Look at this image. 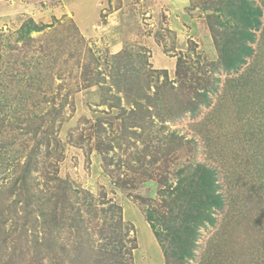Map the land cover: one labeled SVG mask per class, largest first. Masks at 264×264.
<instances>
[{"label": "rangeland", "instance_id": "rangeland-1", "mask_svg": "<svg viewBox=\"0 0 264 264\" xmlns=\"http://www.w3.org/2000/svg\"><path fill=\"white\" fill-rule=\"evenodd\" d=\"M225 1L0 0V147L12 135L26 133L29 146L35 131L39 137L52 131L55 153L46 161L56 163L55 175L69 181L80 202L86 190L99 210L119 204L131 225L121 233L129 251L115 264H167L145 212L169 213V192L189 176L198 178L197 165L211 170L210 187L222 204L207 209L212 222L173 220L176 232L179 223L194 232L183 264H264V0H250L261 9L259 29L247 42L251 54L227 71L218 46L230 29L215 20L227 19L215 9ZM28 20L42 29L20 39ZM203 89L208 102L197 103ZM41 118L40 129L18 128ZM7 146L0 184L19 170L16 159L23 160L17 144ZM50 169L33 170L39 188L48 180L54 189ZM103 194L106 204L99 203ZM7 195L12 203L1 213L7 208L9 214L3 215L0 264H100L96 248L108 240L99 237L102 212L93 218L81 207L92 221L43 231L39 223L32 227L30 212L42 219L39 211L50 205ZM12 225L21 233L17 243ZM82 246L87 262L78 255Z\"/></svg>", "mask_w": 264, "mask_h": 264}, {"label": "trees", "instance_id": "trees-1", "mask_svg": "<svg viewBox=\"0 0 264 264\" xmlns=\"http://www.w3.org/2000/svg\"><path fill=\"white\" fill-rule=\"evenodd\" d=\"M215 9L223 13L226 11L225 14L227 16V19L225 20H221L218 18L215 19L218 26L228 27L230 29L225 32L224 36L222 37L224 38V41L218 46L220 64L226 71L236 69L241 63H243L244 58L251 54L252 50L251 47L247 46V42H252L254 40L255 31L259 29V16L261 14V9L257 6H254L250 0H226L224 2V7ZM206 17L210 18L211 16L207 14ZM230 21L232 22V24L229 23ZM19 28L20 39L29 38L31 32L39 31L42 29L41 26L35 24L32 20H28L27 22L21 24ZM179 62L180 61L178 60L176 66V74L181 77L179 71ZM69 93L70 91L67 90V94ZM198 97L199 98L196 101L197 103L208 102V96L205 89H203L201 93H198ZM190 104H194V106L196 105V103L193 102H191ZM188 111L193 112L194 110L189 107ZM48 118L54 120L53 117ZM44 122V118H41L39 119V121L26 123L24 125V128L22 126H18V128L29 129V126L36 125L34 129H40ZM48 129H53V127L49 124ZM51 132L52 131L49 130L43 131L42 136L44 137V141L46 143L41 142L43 137L36 136L35 131V133L31 136L35 137L36 142L32 145H26V133H21V135L18 134L19 136L12 135L10 139L0 147V165L2 164L1 162H3V158L1 156L4 155L6 151L7 153L9 152L7 150V145L9 144H17V154L20 157H23V160L16 159V167L19 169L17 173H15L14 175L13 171V175L10 176L8 180V177H5L4 181L0 184V233L3 234V230L7 228V223H5L6 219L3 215L5 214V212L6 214H9L6 208L5 212L2 215V209L8 207L9 205H11L10 203H12H6V194H8V200L10 201V196L12 195V193H15L17 198L16 200L23 199L20 202H24L25 205H29L30 203L38 201H40L44 205H47L48 203L51 207L48 212H44L43 210L39 211V215L42 219H39V217H37V219H39L40 222H37L38 220L34 217L33 212H30V215H32L35 220L33 222L35 224H33L32 227L35 228L36 224L39 223L43 231L47 230V226L49 224L51 226H54L55 228L62 229L64 224L71 221L74 222V220L76 219H82L80 220L81 222H79L81 224L85 222V220L83 221V219L92 221L91 218H84L82 216L81 207H84L85 213H92L93 218H97L98 214H100L101 212L102 217L104 218V228L103 230H100L99 237H101V240L105 238H108V240L107 242L99 244V246L96 248L98 250L99 259L95 260V262L100 264H115L118 261L117 257L119 255L121 256V254L125 251H129L128 248H125L123 250V235L121 233L123 232V228H125V226L127 227L125 232H128L127 230L131 229V225L129 226L127 223L123 222L122 208L119 204L110 202L107 209H101V207L99 210V208L97 209V207H94L93 202L96 199L92 198V194L86 190L83 191V193H86V195L81 198L80 202L79 198H76L78 191L70 186L69 181L55 175L57 172L56 163L51 162L49 165H47L48 163L46 161V158L51 159L50 157L53 155V153H55V149L49 147V137ZM42 143L45 144L46 147L43 154H41V151L39 150ZM40 154L41 157H39ZM39 164H41V168L45 169V172H47L50 167L51 172L54 173L55 177L51 178V180L54 181V184L52 185V187L54 188L53 190L49 189V187L47 186L48 180L46 181V188L44 189L39 188L37 183L34 181L35 177L33 175V170L38 168ZM196 169L200 172L198 178H196L194 175L189 176L186 182L182 181V184H178L174 190L172 189V192H169L173 195V205H171L169 213H162L159 211L157 212L155 209H151L150 211L145 212L146 220L150 223V227L152 228L156 240L161 245L164 256L170 259H167V264H183L182 260L184 258V254H186V257L191 256V252L189 251V249H187V247L194 241V232L188 229L186 226L182 228L181 223H179V225L177 226L178 232H176V228L173 229L171 227V225L174 223L173 220L177 221L179 216H193L195 218H205L206 220L212 222V216L207 211V209H210L212 207L219 208L222 204L221 198H219L218 195H215L214 190L210 187L212 182L211 170L208 168H204L201 165H197ZM4 189L5 191H3ZM176 189L179 192L177 196ZM161 193H163V191H161ZM164 193H166V195L168 196V193L166 191H164ZM21 195H24L22 199L20 197ZM102 198L104 199H102V201H100L99 203L106 204L108 198H105V194L102 195ZM74 206L79 207L74 208ZM106 210L109 211L107 215ZM23 217L24 215L21 216L22 219ZM19 224L23 226L22 223ZM17 227L18 226L15 225L8 227L10 228V235L13 234L11 240L15 243H17L16 240H18L21 235L20 231L17 232ZM155 227H159L160 231L156 230ZM90 230L91 228L86 233L89 234ZM51 233L48 232L50 238L54 239L56 236H53ZM181 234L183 235L184 239L180 238L182 237ZM45 239H49V237ZM164 239H167L168 241L166 246H164ZM107 248H111L112 252L108 251ZM85 253L89 254L87 251H85L83 246L80 247L78 255L84 257L83 259L85 260V262H87L89 259H87L88 255ZM105 254L108 255L104 256ZM121 261L120 264H123V261Z\"/></svg>", "mask_w": 264, "mask_h": 264}]
</instances>
